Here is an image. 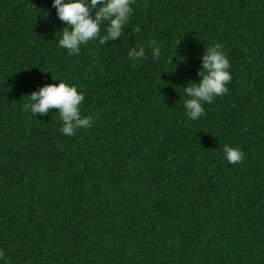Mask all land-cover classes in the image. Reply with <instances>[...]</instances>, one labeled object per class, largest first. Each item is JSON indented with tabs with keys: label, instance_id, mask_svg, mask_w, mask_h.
<instances>
[{
	"label": "trees",
	"instance_id": "16d2710c",
	"mask_svg": "<svg viewBox=\"0 0 264 264\" xmlns=\"http://www.w3.org/2000/svg\"><path fill=\"white\" fill-rule=\"evenodd\" d=\"M52 3L0 0V264H264V0H135L121 37L78 56ZM214 43L228 93L192 121L183 88ZM52 76L91 127L24 110Z\"/></svg>",
	"mask_w": 264,
	"mask_h": 264
},
{
	"label": "clouds",
	"instance_id": "9594fccd",
	"mask_svg": "<svg viewBox=\"0 0 264 264\" xmlns=\"http://www.w3.org/2000/svg\"><path fill=\"white\" fill-rule=\"evenodd\" d=\"M134 2L135 0H53L52 7L55 8L58 19L65 23L58 41L59 47L65 49L69 56H78L81 47L90 41L98 39L100 45H105L107 41L116 40L122 36L133 15ZM47 15L48 13L46 17ZM133 31L140 32V27L136 26ZM149 47L154 59L161 56L159 43L151 41ZM127 55L132 60L144 59L145 48H132ZM199 59L202 62L197 73L199 81H189L183 88L188 97L183 101V109L192 121L205 115V103H212L217 96L228 93L227 85L232 78L230 61L221 43L205 48ZM172 61L173 57H170L169 63H173ZM52 80L58 83L45 84L28 95L30 99L24 104V110L36 116L47 115L52 109H58L62 124L59 132L64 136H73L76 130L91 127L95 117L82 116L81 113L80 106L85 99L83 91H78L76 85L53 76ZM223 158L229 164H238L244 158V153L239 147L225 144ZM3 256V250H0V258Z\"/></svg>",
	"mask_w": 264,
	"mask_h": 264
}]
</instances>
